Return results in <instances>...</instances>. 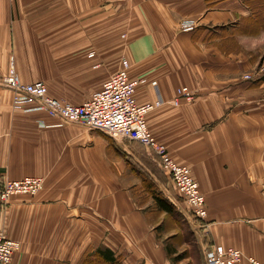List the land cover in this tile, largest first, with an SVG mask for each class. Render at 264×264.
Returning a JSON list of instances; mask_svg holds the SVG:
<instances>
[{"label":"crops","instance_id":"1","mask_svg":"<svg viewBox=\"0 0 264 264\" xmlns=\"http://www.w3.org/2000/svg\"><path fill=\"white\" fill-rule=\"evenodd\" d=\"M11 55L22 82L74 105L127 60L129 78L144 79L136 101H163L148 129L204 196L198 264L211 244L264 262V0H0V180L43 179L0 205V229L20 244L10 264H93L97 249L111 260L100 264H196L135 198L148 150L14 110ZM183 86L192 98L169 103ZM158 185L173 211L185 207L171 181Z\"/></svg>","mask_w":264,"mask_h":264},{"label":"built area","instance_id":"2","mask_svg":"<svg viewBox=\"0 0 264 264\" xmlns=\"http://www.w3.org/2000/svg\"><path fill=\"white\" fill-rule=\"evenodd\" d=\"M185 24L183 29H191ZM3 84L12 92V108L21 111H43L64 123H78L89 130L99 131L113 140H130L139 143L153 154L160 169L168 176L181 198L198 220L206 218L205 199L188 166L175 161L168 148L157 141L148 129L146 115L163 101L139 104L135 99L137 87L144 79L129 78V63L122 59L119 68L107 78L101 88L79 105L68 103L47 94L42 82L24 83L17 75L12 61L9 63ZM246 79L251 76L245 75ZM190 100L192 92L185 86L176 91L170 101L178 105L179 99ZM43 186V179L26 176L18 180H0V205L6 206L13 195H35ZM20 248L17 241L8 239L0 229V264H10L12 256ZM205 264H239L242 253L232 247L211 244L204 253ZM247 264H264L247 257Z\"/></svg>","mask_w":264,"mask_h":264},{"label":"rangeland","instance_id":"3","mask_svg":"<svg viewBox=\"0 0 264 264\" xmlns=\"http://www.w3.org/2000/svg\"><path fill=\"white\" fill-rule=\"evenodd\" d=\"M11 61L18 75L16 62L13 55H11L8 60V69L10 66L9 63ZM148 152L149 153L145 155L146 162L144 163V169L142 171H138L140 177H138V180L140 185L139 189H135V198L138 202H140V204L145 205L147 208H150L152 213V216L149 217L150 222L152 223L153 221H155V223L159 225L160 235H165L164 237L166 239L168 238V242L171 245L177 246V249L179 250L177 256L184 257L182 258L184 261L193 260L194 263L198 264L202 259L203 253L200 251L199 243H197L193 234L195 225L197 223V218L193 217L187 205H185L184 208L180 207V209H175L171 216L173 219H170L169 215H158L156 213L158 207H156L155 205V198H165L160 186L158 185V181L164 182L165 178L169 181L170 179L160 169L151 151L148 150ZM175 213L179 216V218ZM186 214L189 215V217H186ZM177 231L178 233H175Z\"/></svg>","mask_w":264,"mask_h":264},{"label":"trees","instance_id":"4","mask_svg":"<svg viewBox=\"0 0 264 264\" xmlns=\"http://www.w3.org/2000/svg\"><path fill=\"white\" fill-rule=\"evenodd\" d=\"M155 205L156 207H158V209L160 211H164L168 214H172L173 213V206L170 205L164 198H155ZM98 258H102L103 260H105L106 262H111V260H109V258H107L108 256L105 255V252L101 249H97L95 254ZM94 259L93 264H100L99 260Z\"/></svg>","mask_w":264,"mask_h":264}]
</instances>
